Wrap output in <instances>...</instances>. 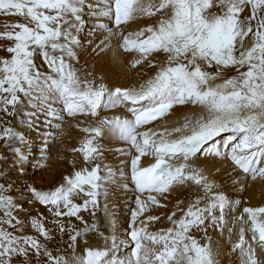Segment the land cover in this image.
<instances>
[{
	"label": "snow or ice",
	"instance_id": "obj_1",
	"mask_svg": "<svg viewBox=\"0 0 264 264\" xmlns=\"http://www.w3.org/2000/svg\"><path fill=\"white\" fill-rule=\"evenodd\" d=\"M0 14L20 18L0 31V264H264V203L245 198L264 182V0H0ZM88 48L139 69V83L77 67ZM187 106L200 111L169 125ZM66 118L85 133L70 150L85 166L38 188L27 167L47 166ZM106 139L124 145L117 165L104 163ZM189 189L170 226L150 230ZM121 193L135 207L118 234Z\"/></svg>",
	"mask_w": 264,
	"mask_h": 264
},
{
	"label": "bare ground",
	"instance_id": "obj_2",
	"mask_svg": "<svg viewBox=\"0 0 264 264\" xmlns=\"http://www.w3.org/2000/svg\"><path fill=\"white\" fill-rule=\"evenodd\" d=\"M20 18L18 17H8L0 14V31L3 30V27L6 23H15L18 22ZM154 21H139L136 23L131 24L126 29V34L128 31H136L138 28L143 27L147 23H151ZM102 36L97 38V42L99 39H101ZM86 44V41H85ZM6 53L0 51V56H5ZM125 61L127 60V56L124 57ZM77 67L83 66L88 71L94 72L96 74L97 80L103 75L106 77V82L109 84L113 83H119L124 86H130L133 83H139V80L136 77V72L139 69L132 70L131 76L128 74V69L121 66L118 63H113L112 61V52L109 51L107 54L101 53L100 55H96L92 52L91 48H88L87 51H80L79 55V64L76 65ZM46 71V66L44 68ZM148 71L149 74H151L154 70H145ZM147 78L146 76L144 77ZM200 111L199 108H193L191 106L183 107L177 109V112L175 115L169 118V125L174 124L178 119L182 118L183 115L191 114V113H198ZM111 115V113H108ZM77 120H83V123L80 124V127H86L89 125L90 120L79 117ZM77 120H72L71 118H66L65 124L62 129V133H58L59 139L52 144L50 143L49 148L50 152L48 153L49 159L47 161V166L44 169V171L39 174L37 177L32 178L31 181H36V186L38 188H43L45 190L54 189L55 187H58L63 182L64 176H70L74 170H79L80 168L84 167V160H83V154L80 152H72L70 151L73 148H78L81 146L80 142L84 139L85 133L79 130L78 127H76ZM28 138L35 143V151L37 154L36 156H39V139L37 137V133L35 131L28 134ZM219 139V138H218ZM102 143L105 145V159L104 163H109L113 165L119 164L120 160L125 159V157L121 156L119 153H117L114 149L124 147L123 144H121L118 141H109L104 140ZM113 149V151L107 150L106 148ZM73 162L75 164V168L73 165ZM144 163L147 165L148 161L144 158ZM198 163L203 164L205 163L202 159L198 161ZM208 172L211 174L212 168L211 165H208ZM217 180L220 179L219 176L216 177ZM122 194V193H121ZM251 194V205L252 206H258L261 203H264V182H254L252 186L249 189L248 193H245V198H248V196ZM123 195V194H122ZM131 193H129L130 197ZM194 198V193L192 191L186 190L183 192L177 191L174 192L170 197L168 201H164V203L168 204L167 209H161L156 210L153 214L160 215L162 218L161 220L157 221L155 224L150 226V230L155 231L160 228H167L169 227V223L166 219V214L170 213L173 209V205L176 203L177 199L184 200L185 205L187 204L188 200ZM127 199L131 198H122L121 200L126 201ZM76 202H81L77 198ZM103 204V200H101V206ZM133 208L135 207L134 203L131 205ZM36 208H39V205L35 206ZM43 211V209H40ZM115 210V206H114ZM82 215L85 216L86 219L91 220V217L87 213H82ZM99 222L101 223V230L106 231L103 227V212H99L98 214ZM180 213H177V216H179ZM120 218V217H119ZM74 219V218H73ZM118 219V218H117ZM78 223V222H77ZM119 227H117L118 229ZM125 227H120L118 229V234H122L125 230ZM123 231V232H122ZM209 235L212 236L213 240L218 243H225L226 241H222L220 238V234L218 232H212V230H209ZM198 239L202 240L203 234H197ZM90 243L93 247H101L103 246V241L99 240L95 237V234H92V239L90 240ZM83 241H81V247H83ZM128 252L126 249H122L120 252L116 253L118 256H124L127 255ZM231 258V254H228L223 259L225 261V264H228V260Z\"/></svg>",
	"mask_w": 264,
	"mask_h": 264
},
{
	"label": "rangeland",
	"instance_id": "obj_3",
	"mask_svg": "<svg viewBox=\"0 0 264 264\" xmlns=\"http://www.w3.org/2000/svg\"><path fill=\"white\" fill-rule=\"evenodd\" d=\"M65 124V123H64ZM59 133V132H58ZM58 133H57V136H58ZM57 141V140H56ZM55 141V142H56ZM55 142H52V146L54 145ZM35 143V142H34ZM33 149L35 150V146L33 147ZM107 150H110V151H113V149H110V148H106ZM35 153V155L37 154L35 151H33ZM50 152V151H49ZM35 161H32V163H34ZM46 168V167H45ZM44 168V169H45ZM44 169L42 170H37V169H34L32 166H31V163L29 164V166L27 167V171H28V176L26 177L28 179L29 182H32V178H35L37 177L39 174H41ZM191 190V189H190ZM192 191V190H191ZM129 195V194H128ZM122 198H126L124 195L122 194H119L118 198H116V203H115V212H116V219H117V227H125L127 226V222L128 220L130 219V213H129V207H132L131 204L129 203H126V201H134V197H132L130 195L127 196V198H131V199H127L126 201H123L121 200ZM27 206V205H26ZM133 208V207H132ZM168 210H170L168 208ZM172 211V210H171ZM120 217V218H119ZM118 228V229H119ZM123 232V231H122Z\"/></svg>",
	"mask_w": 264,
	"mask_h": 264
}]
</instances>
